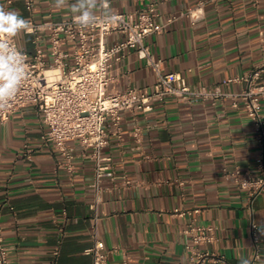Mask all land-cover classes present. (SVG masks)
<instances>
[{
  "label": "crops",
  "instance_id": "1",
  "mask_svg": "<svg viewBox=\"0 0 264 264\" xmlns=\"http://www.w3.org/2000/svg\"><path fill=\"white\" fill-rule=\"evenodd\" d=\"M26 1L0 4L34 22L71 17L52 0H31L29 9ZM149 3L157 24L172 18L145 40L163 72L227 92L246 87L227 80L264 58V0H107L113 12ZM16 38L21 49L33 50L31 35ZM122 38L110 35L105 43ZM108 75V88L117 92L149 89L156 77L133 50L113 60ZM231 103L167 97L150 111L122 112L117 130L107 121L100 156L109 159L104 163L113 175L97 186L91 149L70 142L68 170L58 151L42 142L46 127L38 110L27 105L13 112L0 123V229L11 264H91L84 250L94 227L106 249L117 248L109 264H192L195 251L208 252L204 264H239V256L251 263L252 224L259 239L254 263L264 264V194L250 205L231 176L236 167L256 172L262 150L241 103ZM123 175L130 185H122ZM192 224L210 227L212 241L188 248L185 230Z\"/></svg>",
  "mask_w": 264,
  "mask_h": 264
},
{
  "label": "built area",
  "instance_id": "2",
  "mask_svg": "<svg viewBox=\"0 0 264 264\" xmlns=\"http://www.w3.org/2000/svg\"><path fill=\"white\" fill-rule=\"evenodd\" d=\"M30 5L31 0H27L28 9ZM114 13L118 16L116 22L104 23L98 16L97 23L87 29L79 28L72 16L44 22L28 19L31 30L22 33L31 35L33 50L28 52L21 49L17 38L10 41L26 56L28 78L10 105L0 110V123L22 107L33 105L46 127L41 136L42 142L58 151L68 170H72L73 148L70 142H77L83 148L92 150L97 186L102 177L113 175L104 163L109 159L100 156V150L108 143L107 121L117 130L122 112H147L152 110L154 102L167 97L189 104L205 101L214 104L230 98L232 107L241 103L262 150L256 172L236 167L231 173L237 186L246 192L251 205L258 195L264 194V116L261 112L264 106V58L248 73L227 80L246 84L238 92L223 91L218 86L208 88L202 84H190L179 73L163 72L161 61L154 58L145 41L148 36L163 31L172 18H168L165 24H157L158 12L153 3L133 12ZM110 35H122L123 38L106 44L105 38ZM127 50H133L138 59L153 68L156 77L149 89L129 87L117 92L108 88L111 82L108 69L112 61L119 60ZM133 134L137 138L138 129ZM131 183L132 180L122 176L123 186ZM174 212L180 215L186 213L177 209ZM185 232L191 238L188 248L209 243L213 239L210 227L192 224ZM91 237V245L84 250L91 257V264H109L108 257L117 248L106 249L97 237L96 227ZM251 239L255 253L250 264H255L259 239L254 224L251 225ZM208 259V252L195 251L192 264H204ZM0 264H11L1 229ZM121 264L128 263L123 259Z\"/></svg>",
  "mask_w": 264,
  "mask_h": 264
},
{
  "label": "clouds",
  "instance_id": "3",
  "mask_svg": "<svg viewBox=\"0 0 264 264\" xmlns=\"http://www.w3.org/2000/svg\"><path fill=\"white\" fill-rule=\"evenodd\" d=\"M52 6L56 9H67L81 29L95 25L98 16L104 23L118 20V16L108 7L107 0H52ZM30 30V20L16 10L6 9L0 4V110L10 105L28 78L26 56L10 41ZM237 259L239 264H250L243 256Z\"/></svg>",
  "mask_w": 264,
  "mask_h": 264
}]
</instances>
